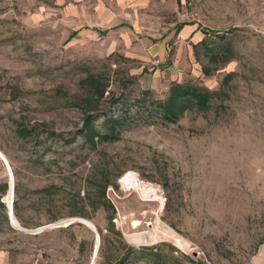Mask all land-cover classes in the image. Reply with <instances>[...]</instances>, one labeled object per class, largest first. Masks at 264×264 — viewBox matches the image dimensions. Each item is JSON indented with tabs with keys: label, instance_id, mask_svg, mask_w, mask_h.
Here are the masks:
<instances>
[{
	"label": "rangeland",
	"instance_id": "obj_1",
	"mask_svg": "<svg viewBox=\"0 0 264 264\" xmlns=\"http://www.w3.org/2000/svg\"><path fill=\"white\" fill-rule=\"evenodd\" d=\"M174 82L210 109L164 120ZM0 151L1 264H91L83 220L95 264H264V0H0Z\"/></svg>",
	"mask_w": 264,
	"mask_h": 264
},
{
	"label": "trees",
	"instance_id": "obj_2",
	"mask_svg": "<svg viewBox=\"0 0 264 264\" xmlns=\"http://www.w3.org/2000/svg\"><path fill=\"white\" fill-rule=\"evenodd\" d=\"M186 25V24H184ZM78 32H74L76 35ZM103 33H107V30ZM83 86L87 88L88 95L86 98L81 99L80 102L87 103L92 98L96 97L98 100L102 99L107 90V86L102 81L100 74L90 73L82 81ZM217 92L209 91L208 89L189 83L174 82L170 86L169 95L159 104L162 118L168 122H176L190 107L195 106L199 110L206 111L210 109L211 100ZM83 106V105H82ZM85 113V123L83 129L79 133L88 139L93 145L98 142L109 141L117 138L120 130H116V123H119V118L110 117L106 119L105 123L110 124L113 129L111 132H100L94 125L96 116L91 113V110L83 108ZM31 133V132H30ZM107 186V185H106ZM105 186V187H106ZM7 187V184H5ZM17 190V189H16ZM105 192L103 191V199ZM101 204L109 209L115 211L113 205L107 204V201L102 200ZM98 208L99 204H94ZM6 219L8 220L7 216Z\"/></svg>",
	"mask_w": 264,
	"mask_h": 264
},
{
	"label": "bare ground",
	"instance_id": "obj_3",
	"mask_svg": "<svg viewBox=\"0 0 264 264\" xmlns=\"http://www.w3.org/2000/svg\"><path fill=\"white\" fill-rule=\"evenodd\" d=\"M122 183H123L124 186L132 185V187L135 190L145 192L147 194V196L154 191V189L151 188L150 186H143L142 183H141V181H140V179L136 175H133V174L126 175V177L124 178V180L122 181ZM14 185H15V180H14ZM11 197H12V190H10L9 206L11 205ZM84 223L87 226H89V227H91L93 229V227L89 224V222L84 221ZM130 240L132 242H134V243H138L139 244V243H144L145 240H146V238H145L144 235L141 236V237H139V236H133V237L130 238ZM92 261H91V264H92ZM94 264H95V262H94Z\"/></svg>",
	"mask_w": 264,
	"mask_h": 264
},
{
	"label": "water",
	"instance_id": "obj_4",
	"mask_svg": "<svg viewBox=\"0 0 264 264\" xmlns=\"http://www.w3.org/2000/svg\"><path fill=\"white\" fill-rule=\"evenodd\" d=\"M0 157L2 158V160L5 162L8 170H9V174H10V190H12V197H11V205L9 206V218H10V222L18 227L19 229H21V226H20V223L19 221L17 220L16 216H15V213H14V209H13V195H14V191H15V185H14V175H13V172H12V169L10 167V164L8 162V160L6 159V157L1 153L0 151ZM84 221H87V220H83ZM89 222V221H87ZM89 224L93 227V230L95 231L96 235H97V239H98V242H97V246H96V249H95V254H94V257H93V261H92V264H94V261H95V258L97 256V253L99 252V248H100V235L97 231V228L95 227V225L91 222H89Z\"/></svg>",
	"mask_w": 264,
	"mask_h": 264
},
{
	"label": "crops",
	"instance_id": "obj_5",
	"mask_svg": "<svg viewBox=\"0 0 264 264\" xmlns=\"http://www.w3.org/2000/svg\"><path fill=\"white\" fill-rule=\"evenodd\" d=\"M1 264V263H0Z\"/></svg>",
	"mask_w": 264,
	"mask_h": 264
}]
</instances>
